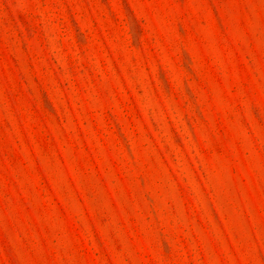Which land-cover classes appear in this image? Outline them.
<instances>
[{"label":"rangeland","instance_id":"rangeland-1","mask_svg":"<svg viewBox=\"0 0 264 264\" xmlns=\"http://www.w3.org/2000/svg\"><path fill=\"white\" fill-rule=\"evenodd\" d=\"M0 264H264V0H0Z\"/></svg>","mask_w":264,"mask_h":264}]
</instances>
